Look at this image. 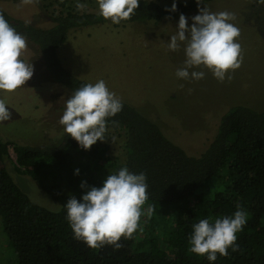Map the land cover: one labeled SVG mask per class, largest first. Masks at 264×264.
<instances>
[{
  "label": "trees",
  "instance_id": "16d2710c",
  "mask_svg": "<svg viewBox=\"0 0 264 264\" xmlns=\"http://www.w3.org/2000/svg\"><path fill=\"white\" fill-rule=\"evenodd\" d=\"M215 1L222 0H205L199 5L197 0H140L135 13L119 24L78 7L54 13L50 27L36 26L2 7L0 13L39 47L55 80L52 88L59 90L63 85L72 93L83 83H94L67 70L60 55L76 25L159 22L188 15ZM173 3L177 10L168 11ZM121 101L123 109L109 118L107 133L124 137V162L109 157L108 147L101 141L85 150L66 133L55 146L0 136V162L11 158L9 148L13 146L16 170L36 179L46 193L62 203L58 211L37 203L7 167L0 165L1 232L12 251L10 259L0 257V264H210L206 256L189 250L192 225L200 219L232 215L238 205L247 215V223L237 234L238 247L229 248L227 255L217 254L214 264H264V110L233 105L221 117L213 140L193 155L167 136L157 120L129 100ZM85 157L89 160L86 165L81 162ZM91 163L93 167H89ZM123 166L146 174L145 207L153 205L154 213L142 217L140 229L130 238H121L120 248L110 244L91 248L74 238L64 204L71 196L82 197L86 191L81 188L82 181L102 186L111 171ZM56 181H66L73 188L71 195L64 194L58 183L52 184Z\"/></svg>",
  "mask_w": 264,
  "mask_h": 264
},
{
  "label": "rangeland",
  "instance_id": "374dc122",
  "mask_svg": "<svg viewBox=\"0 0 264 264\" xmlns=\"http://www.w3.org/2000/svg\"><path fill=\"white\" fill-rule=\"evenodd\" d=\"M78 4L89 12H99L96 0H31L27 4L22 0H0V7L9 14L40 27L52 26L54 13L60 14ZM206 6L211 12L234 14L232 23L240 30L237 39L243 62L231 73V79L220 82L206 68L197 69L206 73L201 80L176 76V70L183 66L184 52L182 48L168 50L167 41L176 31L180 16L123 26L76 25L60 50L63 64L88 81L104 79L117 96L157 120L167 136L189 154L197 155L213 140L221 117L230 107L242 103L264 110V5L257 0H222L201 8ZM198 13L199 10L185 15L189 26L193 23L191 17ZM27 44L23 59L32 62L34 74L17 90L0 92V99L6 98L11 112L9 120L0 122V136L21 143L55 146L65 134L59 120L71 93L63 85L59 90L52 88L55 80L43 63L39 47L29 40ZM107 136L100 142L108 147L106 154L124 162V137L114 133ZM9 150L11 158L0 165L7 167L34 201L50 210H60L62 203L46 193L36 179L16 170L13 146ZM81 162L86 165L89 160L85 157ZM89 167H93L92 163ZM54 183L64 194L71 195L73 188L66 181ZM1 231L0 222V257L10 259L12 251Z\"/></svg>",
  "mask_w": 264,
  "mask_h": 264
},
{
  "label": "clouds",
  "instance_id": "9594fccd",
  "mask_svg": "<svg viewBox=\"0 0 264 264\" xmlns=\"http://www.w3.org/2000/svg\"><path fill=\"white\" fill-rule=\"evenodd\" d=\"M22 2L27 4L31 0ZM96 2L98 14L113 24L129 19L140 5V0ZM257 2L264 5V0ZM197 4H205V0H197ZM167 10L175 12L177 5L173 3ZM191 19L193 23L189 26L188 17L181 14L176 31L167 41L168 50L175 52L182 48L184 52L183 66L176 70V76L201 80L206 73L197 69L206 68L220 82L231 79V73L243 62L237 39L240 30L232 23L234 14L211 12L206 6ZM27 47V37L0 13V92H13L33 76L32 62L23 59ZM8 105L6 98L0 99V122L11 118ZM122 109L121 99L109 89L104 79H98L95 83H83L72 91L70 98L65 100L59 124L83 149L90 150L97 141L107 138L109 118ZM76 174L79 175V169ZM81 188L86 189L82 197L71 196L64 208L74 238L91 248L104 244L120 248L121 238H130L140 229L142 217L150 218L154 213L153 205L145 207L148 200L146 174L133 173L127 166L111 171L102 186H89L87 181H82ZM246 223V212L239 205L232 215L200 219L192 225L189 250L206 256L210 264H214L217 254L227 255L229 248L235 250L238 247L237 234Z\"/></svg>",
  "mask_w": 264,
  "mask_h": 264
}]
</instances>
